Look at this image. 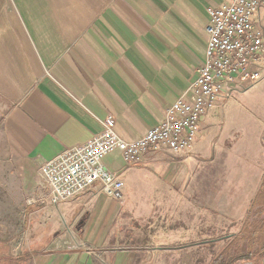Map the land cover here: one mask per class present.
I'll return each mask as SVG.
<instances>
[{
	"label": "crops",
	"instance_id": "crops-1",
	"mask_svg": "<svg viewBox=\"0 0 264 264\" xmlns=\"http://www.w3.org/2000/svg\"><path fill=\"white\" fill-rule=\"evenodd\" d=\"M227 1L0 0L7 184L29 264H212L246 251L241 231L264 232V78L257 98L234 92L201 118L186 157L106 155L119 197L54 204L40 186L45 162L99 133L106 116L127 141L160 124L203 62L206 8ZM254 21L264 30V8Z\"/></svg>",
	"mask_w": 264,
	"mask_h": 264
},
{
	"label": "built area",
	"instance_id": "built-area-1",
	"mask_svg": "<svg viewBox=\"0 0 264 264\" xmlns=\"http://www.w3.org/2000/svg\"><path fill=\"white\" fill-rule=\"evenodd\" d=\"M260 8L264 0H228L219 7H207L203 62L184 93L168 106L163 121L141 138L127 141L116 133L113 117L106 116L99 133L63 149L42 166L40 186L48 199L54 204L73 203L89 191L119 197L122 177L103 164L110 153L120 152L126 164L140 162L150 148L188 156L201 118L223 98L243 93L264 78V30L254 21Z\"/></svg>",
	"mask_w": 264,
	"mask_h": 264
},
{
	"label": "rangeland",
	"instance_id": "rangeland-1",
	"mask_svg": "<svg viewBox=\"0 0 264 264\" xmlns=\"http://www.w3.org/2000/svg\"><path fill=\"white\" fill-rule=\"evenodd\" d=\"M245 95H252L257 98L259 95L258 85L249 88ZM6 109L7 106L0 97V264H29L31 256H29V253L26 251L28 248H26L24 230L20 218L17 215L18 197L15 192L9 190L7 184L9 157L5 149L2 133V123ZM156 203H160V205L159 207L156 206V211L152 218L153 221L151 222L159 224L163 223L165 218L162 213L161 201ZM13 205L16 206L15 209L12 208ZM142 223L146 222L144 221Z\"/></svg>",
	"mask_w": 264,
	"mask_h": 264
},
{
	"label": "trees",
	"instance_id": "trees-1",
	"mask_svg": "<svg viewBox=\"0 0 264 264\" xmlns=\"http://www.w3.org/2000/svg\"><path fill=\"white\" fill-rule=\"evenodd\" d=\"M261 223H264L262 221ZM261 236H264V232H248V231H241L238 235L239 238H246L248 241L247 249L244 253H238L237 255L229 256L227 251L224 250L219 256L213 261L212 264H235L237 261L240 260H250V258L257 256V257H264V241H257V239ZM257 246L254 250V246ZM254 250V251H253ZM30 256V255H29Z\"/></svg>",
	"mask_w": 264,
	"mask_h": 264
}]
</instances>
